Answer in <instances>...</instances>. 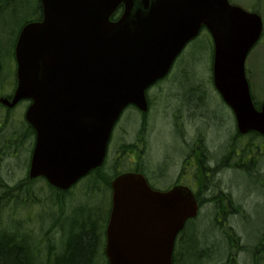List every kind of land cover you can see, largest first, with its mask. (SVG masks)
I'll return each mask as SVG.
<instances>
[{
  "label": "water",
  "instance_id": "95a60500",
  "mask_svg": "<svg viewBox=\"0 0 264 264\" xmlns=\"http://www.w3.org/2000/svg\"><path fill=\"white\" fill-rule=\"evenodd\" d=\"M122 2L125 12L112 22ZM42 4L43 19L26 24L16 44L14 96L2 99L10 106L32 100L26 113L37 131L31 178L44 176L65 190L100 166L123 109L132 103L147 111L145 90L169 73L203 24L216 45L215 85L233 108L240 132L264 135V103L261 110L255 107L245 71L247 55L263 30L256 12L229 0ZM112 187L105 250L109 264H172L178 232L198 214L192 192L184 187L154 190L136 172L119 175Z\"/></svg>",
  "mask_w": 264,
  "mask_h": 264
},
{
  "label": "rangeland",
  "instance_id": "374dc122",
  "mask_svg": "<svg viewBox=\"0 0 264 264\" xmlns=\"http://www.w3.org/2000/svg\"><path fill=\"white\" fill-rule=\"evenodd\" d=\"M232 1L249 9L258 8L264 19V0ZM32 12L33 10H29L24 15H29ZM21 20L17 18L7 20L6 31L0 34V59L4 65L3 72L0 74V94L2 93V87L3 92L6 93L12 90L16 70L13 61L14 42L18 35V25L23 21ZM206 34L207 31H203L202 37L191 41L185 47L169 76L166 77L167 79L157 83L149 92L152 100L151 110L148 113V121L152 132L149 139L153 152L152 163L158 168L163 152L170 149L176 141L172 125L174 119L176 120L174 106L177 102V96H180L182 103H185L191 99L197 100L205 94L206 104H210L208 108L211 110L214 108L213 118L208 114L212 119V125L209 126L211 129L209 131L208 127L205 129V132L208 131V144L214 155L219 156L222 154L227 146L238 147L242 143H248L251 145L249 146L251 151L248 152L247 163L254 167L260 165L259 171L264 174V139L254 133L248 134L245 138H240L237 134L232 111H229L226 105L223 104L220 94L212 85L213 51L209 39L204 37ZM247 70L253 94L258 100L263 99L264 35L259 45L249 55ZM23 106L21 104L7 115H5V109L0 106V132L3 131L1 132L3 138L7 137V134H10L9 136L15 134L14 129L18 128L23 119L22 109H25ZM127 109L114 128L106 170L113 165L115 156L122 155V149L119 147L120 143H132L136 140V133L139 130L140 122H142V116L132 107ZM9 120L14 123V128H12L13 125L7 127ZM203 123H206V120H200V131H202ZM1 125L3 126L2 130ZM3 138H0V144L4 143L6 145L7 143L3 141ZM15 145L19 148L17 155L11 157L0 153L2 156L0 163L3 166L0 169V176L4 179V181H0V193L4 191L1 188L3 185H19L28 178L31 153L30 140L25 138L21 144L15 143ZM247 168V170L244 168L242 171L238 170L241 168H236V170L234 167L226 168L220 172L219 176L215 177V184H219L221 190L230 195L235 208L232 211L224 212L223 209L214 208V204L211 202L204 204L199 216L195 221L190 222L187 227V237L182 243L183 256L186 261L197 262L196 257L199 256L200 252L208 250L206 257L209 256L207 258L209 261L207 264H220L225 259L227 261L232 259L230 264H233V261L236 264H253V262L258 264V258L262 257V254L257 249V245L264 235V187L261 181L262 178L255 183L253 171L250 170L252 167L248 165ZM155 183L159 185V181L155 180ZM34 184L39 193L42 190L45 194L47 184L43 179L35 180ZM78 185L71 190L72 194L70 193L69 198L76 199V202L79 203V209L83 210L80 215L83 217L88 214V209L92 205L98 206L101 195L97 193L94 198L86 197L81 188L82 184ZM30 196L23 198L22 201L25 205H22L20 218H16V221L23 222L26 218H32L31 221L29 220L26 223L29 228H32L38 225V219L42 212L33 203ZM224 202H221V205ZM214 203H216V199ZM70 209L71 204L68 202L65 211L69 212ZM2 217L8 223L5 222L6 225L5 223L4 225L0 224V228L10 227L7 215L4 213ZM225 228H230L236 236H239L242 239L241 243L226 238L223 233ZM196 244L198 245L197 248ZM254 247L256 248L254 249ZM230 251H235L232 255L233 258L227 256Z\"/></svg>",
  "mask_w": 264,
  "mask_h": 264
},
{
  "label": "trees",
  "instance_id": "16d2710c",
  "mask_svg": "<svg viewBox=\"0 0 264 264\" xmlns=\"http://www.w3.org/2000/svg\"><path fill=\"white\" fill-rule=\"evenodd\" d=\"M29 10H33V12L24 15ZM42 16L41 0H0V34L6 31L7 20L15 18L23 20L18 25L19 34L25 23L41 20ZM16 40L17 38L14 46ZM0 62H2L1 59ZM10 125H13L12 128L15 127L14 123L7 124V127ZM14 130L16 131L14 135L7 134V137L4 138L1 135L3 131L0 132V138H3V141L7 138L6 143L11 141L14 146L0 144V153L6 151V156L13 157L18 152L19 148L16 147L15 142L18 141L17 137L20 133H23V139L28 136L29 131H32V134L35 133L27 122L22 123L20 127L18 125V128ZM1 154L0 160H2ZM124 161V158L122 160L120 158L107 170L103 166L88 174L82 183V191L86 197L94 198V195L99 193L101 198L98 206L92 205L88 209V214L85 213L86 215L83 217L80 215L83 210L79 209V203L76 202V199L69 198L73 188L60 190L50 185L46 179L38 178L43 179L47 184L45 194L42 190L39 193L34 184V181L38 179L29 177L19 185H3L1 188L4 191L0 193V224L4 225L7 222L2 217L5 213L10 227L0 228V264H109L105 254V230L111 210V179L114 174L120 173L117 168ZM1 165L0 163V169L3 168ZM2 180L4 181L0 176V181ZM28 195H31L33 203L42 212L38 219V225L32 228L26 224L32 218H26L23 222L16 221V218H20L22 205H25L22 200ZM68 202L71 204V209L66 212ZM74 203L75 205H73ZM223 233L226 238L234 239L237 243L241 240L230 228H225ZM184 239L186 236L181 243L184 242ZM261 240L257 245V249L262 254V257L258 258V264H264V243H262L264 235ZM208 252V250H202L196 257L197 262L193 263L186 261L183 251L180 250L175 253L173 262L174 264H207L209 256L206 257V254ZM231 260L225 259L220 264H230Z\"/></svg>",
  "mask_w": 264,
  "mask_h": 264
},
{
  "label": "flooded vegetation",
  "instance_id": "af4514ba",
  "mask_svg": "<svg viewBox=\"0 0 264 264\" xmlns=\"http://www.w3.org/2000/svg\"><path fill=\"white\" fill-rule=\"evenodd\" d=\"M176 100L174 106L176 120L174 119L172 125L176 141L170 149L163 152L158 168L152 163L153 152L149 141L152 132L148 121V113L151 110L152 101L149 100L147 112L137 110L140 113L139 115L142 116V122H140L139 130L136 133V140L129 143L128 155H130L132 169L144 170L147 179L151 183L155 180L159 181L161 185L159 187L155 185V187L164 191L177 185L187 186L201 199L202 206L207 202H211L214 204V208L223 209L224 212L234 210L235 206L232 204L230 195L222 191L219 184H215V177L219 176L223 169L247 166L248 143H242L238 147L227 146L222 154L219 156L214 155L208 144L207 136V132L211 129L209 126L212 125V119L208 114L213 118L214 108L213 110L208 108L210 104H206V95L203 94L199 99H191L185 103H182L180 96ZM26 103L25 108H27L29 102H21L16 107ZM15 108H5V110L12 112ZM228 110L232 111L230 107H228ZM200 120H206V123H203L202 131H200ZM206 127H208L207 132H205ZM18 137L16 144H21L24 140L23 133H20ZM245 137L240 136V138ZM26 138L33 144L35 134L29 131ZM7 144L12 145V142L10 141ZM259 169L260 165L253 168L256 177L263 175ZM215 199L217 204L214 203ZM225 200L226 202H224ZM221 202H224L223 205H221ZM180 241L181 238L178 236L175 252L179 250Z\"/></svg>",
  "mask_w": 264,
  "mask_h": 264
}]
</instances>
